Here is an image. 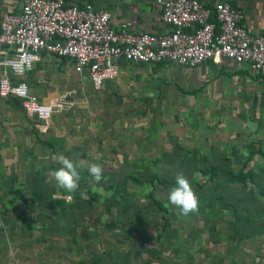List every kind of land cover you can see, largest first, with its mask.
I'll return each instance as SVG.
<instances>
[{
    "label": "rangeland",
    "instance_id": "rangeland-1",
    "mask_svg": "<svg viewBox=\"0 0 264 264\" xmlns=\"http://www.w3.org/2000/svg\"><path fill=\"white\" fill-rule=\"evenodd\" d=\"M124 63L117 77L75 98L85 126L94 123L90 135L74 136L82 152L70 156L81 165L75 192L50 201L52 186L53 196L62 190L51 172L36 175L46 185L29 180L28 169L21 180L5 179L16 212L0 219H16L18 261L264 264V72ZM93 163L103 168L94 187ZM13 169L0 173L13 177ZM240 169L257 185L235 181ZM180 172L199 198V212L187 217L167 201Z\"/></svg>",
    "mask_w": 264,
    "mask_h": 264
},
{
    "label": "built area",
    "instance_id": "built-area-1",
    "mask_svg": "<svg viewBox=\"0 0 264 264\" xmlns=\"http://www.w3.org/2000/svg\"><path fill=\"white\" fill-rule=\"evenodd\" d=\"M156 1L168 25L162 32L134 29L131 19L113 24L107 9L88 2L22 0L19 10L0 13V97L18 98L46 140L52 114L73 101L65 95L43 101L18 78L44 54L69 59L94 90L117 77L123 62L196 67L227 60L264 72V21L258 32L250 31L241 8L229 0Z\"/></svg>",
    "mask_w": 264,
    "mask_h": 264
},
{
    "label": "crops",
    "instance_id": "crops-1",
    "mask_svg": "<svg viewBox=\"0 0 264 264\" xmlns=\"http://www.w3.org/2000/svg\"><path fill=\"white\" fill-rule=\"evenodd\" d=\"M68 1L78 4L88 2L96 9H107L111 14L113 24H118L125 19H131L133 28L137 30L162 32L168 28V25L161 21V5L156 0ZM201 1L212 5L216 0ZM229 1L241 8L244 15L243 21L250 31L258 32L261 29L264 21V0ZM21 4L22 0H0V13L17 11L21 8ZM123 63L121 68L126 65V63ZM232 66L251 69L247 64H236L227 60L221 64L207 61L196 67L224 70ZM45 75L47 77H50V75L55 76V81H51L52 78L44 81ZM18 78L25 81L30 91L43 101H48L56 95H65L66 99L73 101V103L68 108L52 114L48 121V127L52 134L49 139L40 138L41 141H39L38 138L40 136L35 129V121L25 114L20 100L15 97H0V171L4 170L6 165L15 167L12 170L13 172H11L13 177L10 174H5V171H3L4 174L0 173V212L5 213L16 212V194L12 190L13 188H10V184H5V179L14 183L16 179L21 180L22 177L26 176L24 173L26 169L29 170L31 167L36 169L38 166L43 167L42 169L46 174L52 173L58 167L49 165L47 161L51 164H56V158L59 155H64L69 159L73 155L79 158L82 156V152L78 146H76L75 150L73 149L77 145L73 141L74 138H77L74 136L83 137L86 134L90 135L92 130L89 128L94 124L90 123L89 127H86L84 121H87L88 118L81 116L82 110H79L77 105L72 108L73 104H76L75 98L82 96L81 94L90 89L91 85L84 74L80 75L74 71L73 63L69 59L44 54L30 71ZM68 93L72 95V98H68ZM75 110L79 112L77 113ZM80 146L83 147L82 144ZM38 152L42 155L38 156ZM38 160H40V163ZM73 162L78 164V161L75 162L73 160ZM2 202H5V204ZM0 226H3V230L0 231V264H21L18 261L20 259L19 253V257L16 258V219L5 221L0 219ZM5 226H7V229ZM256 254L252 253V255ZM188 255L191 254L189 253ZM45 264L47 263L45 262Z\"/></svg>",
    "mask_w": 264,
    "mask_h": 264
},
{
    "label": "clouds",
    "instance_id": "clouds-1",
    "mask_svg": "<svg viewBox=\"0 0 264 264\" xmlns=\"http://www.w3.org/2000/svg\"><path fill=\"white\" fill-rule=\"evenodd\" d=\"M56 162L60 167L51 173L56 187L68 193L75 192L79 188L81 179L79 168L81 165L74 163L73 160L64 155H59ZM87 171L93 187L102 180L103 168L100 165L90 164ZM53 200H56L55 196H53ZM167 201L178 210L177 215L179 217H187L190 214L199 212V198L190 181L182 172L175 175V183L169 189Z\"/></svg>",
    "mask_w": 264,
    "mask_h": 264
},
{
    "label": "trees",
    "instance_id": "trees-1",
    "mask_svg": "<svg viewBox=\"0 0 264 264\" xmlns=\"http://www.w3.org/2000/svg\"><path fill=\"white\" fill-rule=\"evenodd\" d=\"M157 65H160V64H157ZM40 138L41 137L38 138L39 141H41ZM251 154H253V152H251ZM212 169H213V167H212ZM26 173H27V178L29 180H31L33 182H36V183L38 182V183H40L42 185H46L45 181L41 178V176H43V169L38 170V167H36V169L31 167ZM37 174L41 175L40 178H37V176H36ZM233 177H234L235 181H237L239 183H242L244 185L247 184L248 182H252V184L257 185L255 175L252 172H250V171H244L243 169H240V170H238V172L233 173ZM34 185H36V184H34ZM258 188H259V194L264 196V187H261V186L258 185ZM54 191H55V188H54V186H52V190L50 192H47V194H46V196L49 197L50 201L51 200L54 201L53 200V194L55 193ZM60 191L61 192H60L59 195H62V196L55 195L56 200L65 201V199H64L65 198L64 197L65 196V192L63 190H60ZM15 199H17V197ZM32 199L35 200V198H33V197H32ZM89 199H93V200L96 199V195H90ZM43 201L45 203H48L45 200H43ZM2 203L5 204V202H2Z\"/></svg>",
    "mask_w": 264,
    "mask_h": 264
}]
</instances>
